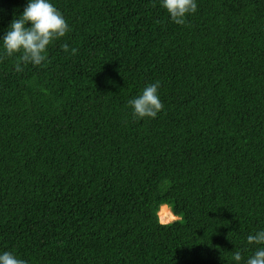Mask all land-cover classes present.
<instances>
[{
  "label": "trees",
  "instance_id": "trees-1",
  "mask_svg": "<svg viewBox=\"0 0 264 264\" xmlns=\"http://www.w3.org/2000/svg\"><path fill=\"white\" fill-rule=\"evenodd\" d=\"M49 2L71 31L17 72L2 38L28 0H0V254L246 264L264 247L247 243L264 230V0H196L185 25L161 0ZM156 82L163 109L133 118Z\"/></svg>",
  "mask_w": 264,
  "mask_h": 264
},
{
  "label": "clouds",
  "instance_id": "clouds-1",
  "mask_svg": "<svg viewBox=\"0 0 264 264\" xmlns=\"http://www.w3.org/2000/svg\"><path fill=\"white\" fill-rule=\"evenodd\" d=\"M162 7L167 10L171 20L177 25H185L187 16L197 12L196 0H161ZM71 28L63 14L49 0H28L22 15L14 17L2 38V46L7 57H17L15 70L22 72L21 63L25 66L31 64L40 66L45 62L47 49L54 42L64 38ZM62 51L69 52V45L64 43ZM78 49H71V54L76 55ZM160 83L156 82L146 86L142 93L129 100L135 119H155L163 109L159 96ZM160 222L165 223L169 216L166 205L160 206L158 212ZM176 217H171L175 219ZM249 245L264 246V230L247 236ZM235 261L242 260L241 251L233 252ZM0 264H27L12 252L0 254ZM246 264H264V247H259L247 259Z\"/></svg>",
  "mask_w": 264,
  "mask_h": 264
},
{
  "label": "rangeland",
  "instance_id": "rangeland-1",
  "mask_svg": "<svg viewBox=\"0 0 264 264\" xmlns=\"http://www.w3.org/2000/svg\"><path fill=\"white\" fill-rule=\"evenodd\" d=\"M168 207V206H167ZM167 211L169 212V214H173L172 213V211H171V208L170 207H168L167 208ZM174 215V214H173ZM160 217V216H159ZM176 217V216H175ZM176 220H179V217H176L175 219H171V221H169L168 223H172V222H174V221H176ZM168 223H164V224H168Z\"/></svg>",
  "mask_w": 264,
  "mask_h": 264
},
{
  "label": "bare ground",
  "instance_id": "bare-ground-1",
  "mask_svg": "<svg viewBox=\"0 0 264 264\" xmlns=\"http://www.w3.org/2000/svg\"><path fill=\"white\" fill-rule=\"evenodd\" d=\"M168 208V207H167ZM171 217H175V215L173 214H169V216H166L165 219V223H168L169 221H171Z\"/></svg>",
  "mask_w": 264,
  "mask_h": 264
}]
</instances>
